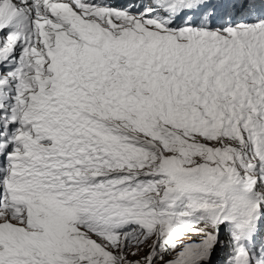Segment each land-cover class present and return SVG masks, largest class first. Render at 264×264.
<instances>
[{
    "label": "snow or ice",
    "instance_id": "obj_1",
    "mask_svg": "<svg viewBox=\"0 0 264 264\" xmlns=\"http://www.w3.org/2000/svg\"><path fill=\"white\" fill-rule=\"evenodd\" d=\"M0 264H264V0H0Z\"/></svg>",
    "mask_w": 264,
    "mask_h": 264
}]
</instances>
